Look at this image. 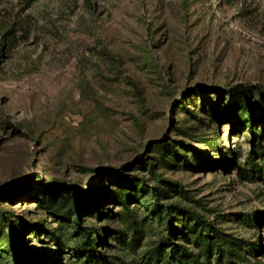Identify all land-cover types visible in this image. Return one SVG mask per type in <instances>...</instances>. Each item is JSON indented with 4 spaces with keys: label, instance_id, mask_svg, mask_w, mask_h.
<instances>
[{
    "label": "rangeland",
    "instance_id": "obj_1",
    "mask_svg": "<svg viewBox=\"0 0 264 264\" xmlns=\"http://www.w3.org/2000/svg\"><path fill=\"white\" fill-rule=\"evenodd\" d=\"M258 86L264 0H0V264H264Z\"/></svg>",
    "mask_w": 264,
    "mask_h": 264
},
{
    "label": "trees",
    "instance_id": "obj_2",
    "mask_svg": "<svg viewBox=\"0 0 264 264\" xmlns=\"http://www.w3.org/2000/svg\"><path fill=\"white\" fill-rule=\"evenodd\" d=\"M237 93H238V95H244V96L248 95L249 93H251L253 95L256 94V95L259 96L260 102H259V105H258L259 107H258V110H257V116L259 118L258 121L259 122H263L264 121V90L261 87H259V86L258 87H248V88L247 87H240V88H238L236 90V95H237ZM247 104H248L247 108H246L247 110H245V113L247 112L246 117H245V118H247L246 123H250L251 125H254L255 122H257V120H256L257 118H255V116H254L255 114L253 113L255 110L253 111V106H251L250 103H247ZM251 132H252V134H254V128H251ZM254 149H256V147ZM255 152H256V150H253V152L251 153V156L254 157ZM251 156H250V159L252 161L253 158ZM103 174L107 175V174H110V173L109 172H103ZM87 209H89V208H87ZM81 210H83V209H81ZM71 212H73V211L72 210L69 211V215H68L69 217L72 216ZM75 224H76V226L78 228L83 230L82 227H81L82 223H81L80 217H77L75 219ZM210 229H211V227L209 225H207L206 226V235L205 236H201V235L199 236L198 235V236L194 237L195 244H197V246H199V243H200V245H203L208 251H210L215 246H217V243H218L217 241H220V239H221L220 237L216 236V233H213L212 231H210ZM95 234H101V233H97L96 232ZM210 234H212L214 236V238L216 239L215 241H212V238H211ZM15 235L16 236H14V237L15 238L17 237L19 239L22 236L21 233H18V234L16 233ZM12 241L14 242V240H12ZM84 247L87 248V249H90L91 251H95L97 249V247H98V242L96 240L89 239L86 242V245H84ZM179 249L183 252V254H182L183 256L181 257V259H183L182 261H183L184 264H186L188 262V260H191L192 262L195 263V261H196L195 260V256L192 253H189L183 247L182 248L180 247ZM176 252L178 253L180 251H176ZM229 264H231V263H229Z\"/></svg>",
    "mask_w": 264,
    "mask_h": 264
}]
</instances>
